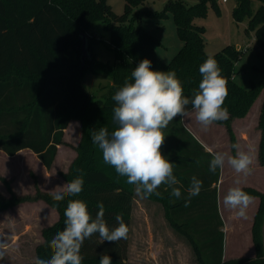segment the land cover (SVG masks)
<instances>
[{"label":"trees","instance_id":"trees-1","mask_svg":"<svg viewBox=\"0 0 264 264\" xmlns=\"http://www.w3.org/2000/svg\"><path fill=\"white\" fill-rule=\"evenodd\" d=\"M207 1L187 5L184 0H170L166 5L163 17L168 12L172 14L183 45L169 62H164L157 53L160 40L142 28L127 24L144 0H126V10L121 16L107 0H0V151L10 157L31 151L50 170L59 147L68 145L64 134L70 121L77 118L83 129L81 143L77 147L68 145L77 156L69 171L61 174L67 183L83 177V191L78 196L65 195L63 201H54L50 193L7 196L0 191V212L22 203L42 201L58 213V222L44 230V242L36 248L37 257L51 258L50 241L66 226L64 213L68 201L80 199L87 203L93 218L99 211L98 203L103 202L108 226H118L115 216L120 214L129 228L127 239L116 243L102 242L98 233L86 239L81 248L82 264H100V254L105 252L112 264H126L135 185L128 184L126 177L103 161L102 150L93 143L91 134L103 127L109 133L117 128L113 112L116 102L112 97L126 80L133 82L131 72L141 60H151L153 70L175 71L184 95L193 98L202 80L199 66L212 56L227 80L228 96L223 106L228 109L229 118L223 124L233 138L231 120L247 115L264 83L246 89L238 82L244 75L243 69H237L241 50L228 46L215 55L206 52L204 30L195 23V18L207 12ZM254 1L260 3L256 11ZM213 6L219 10L215 3ZM232 16L237 24L248 21L246 33H255L258 48L264 51V0H236ZM98 23L108 33L114 63L96 61L87 36L91 58L83 65L81 46L80 64L72 66L74 50L80 42L83 45L82 35L90 33L96 37L93 30ZM87 71L108 74L112 85L102 95L89 94L82 81ZM259 126L263 132L259 159L264 165V103ZM163 131L166 138L161 151L175 163L173 174L180 180L175 187L181 188L182 195L179 199L171 196V189L162 184L157 189L160 195L148 198L163 204L167 221L187 239L198 264H264L261 235L264 194L244 190L261 198L253 227L255 259L225 261L224 223L218 209L217 187H213L218 182V169L215 173L209 171L212 155L183 127L179 117ZM193 176L202 181V189L199 195L189 198L187 190ZM7 187L10 190L8 182Z\"/></svg>","mask_w":264,"mask_h":264},{"label":"rangeland","instance_id":"rangeland-1","mask_svg":"<svg viewBox=\"0 0 264 264\" xmlns=\"http://www.w3.org/2000/svg\"><path fill=\"white\" fill-rule=\"evenodd\" d=\"M184 1L187 5H195L199 2V0ZM169 2L170 0H144V4L136 7L133 11L134 15H131L127 21L129 26L133 25L134 28H142L161 41L162 45L158 47L157 52L164 62H169L181 48V39L178 36L172 14L168 12L163 17L166 5ZM107 3L117 15L121 16L125 13L126 0H107ZM214 3L219 10L213 6ZM253 4V8L256 11L260 3L254 1ZM235 5L236 0H208L207 12L197 15L195 23L204 30L206 52L209 55H215L228 46H233L243 52L237 69H243L244 75L238 79V82L248 89L253 84L264 83V51L258 48L255 33L252 32L250 35L246 33L248 21L245 19L239 24L234 21L232 12ZM93 33L96 37L91 36L92 34L90 33L87 36L91 42V51L93 56H95V60L99 61L98 59L100 58L113 64V51L109 47L108 33L104 31L103 25L101 23L96 24ZM79 44L73 52L72 60L74 62H72V66L74 67L80 64L79 56L82 42ZM102 54H105L106 57H102ZM82 81L89 94L98 96L106 92L113 83L108 74H95L91 71L85 73ZM259 97L260 95L244 117L246 118L251 114L245 119V126L251 125V127H256L257 129L260 128L259 122L263 101ZM233 120L230 123L233 138L228 133L231 147L233 144H237V136L233 130ZM218 123L226 127L223 121H218ZM239 127H243L242 124ZM82 131L80 120L73 118L65 131V142L68 145L77 147L82 141ZM241 132H245L246 136L244 137L250 139L251 135H249L248 129ZM252 137L256 138L254 134ZM68 145L61 146L60 151H58V158H56L50 170H47L31 151L24 150L13 157L0 152V191L7 196L12 193L17 196H36L39 193L53 194V192L63 191L62 186L67 182L61 174L69 171L76 154L75 149ZM220 146L225 147V144L220 142ZM245 147L247 145L242 144V149ZM232 149L235 155L236 149ZM258 176L262 178L261 180H264V177L260 176L259 173ZM7 182L11 187L10 190L7 187ZM228 187V184L223 187L225 194ZM226 188L227 190L225 191ZM136 197L139 198L137 199L138 204L141 205L143 198L138 194ZM148 208L150 207H145L147 212L150 211ZM225 213L231 217L233 224L239 225L242 232L245 231L243 239L238 244L239 250H243V253L245 252L247 255H252L253 250L248 236L249 233L247 232L253 217L252 204L247 209L246 217H239L235 210L228 207H225ZM157 214V211L151 214L147 213L150 225L159 223L160 218H158ZM58 220V213L42 201L22 203L13 209L0 212V238H3L8 245L3 259H0V264L34 263V259L37 258L36 248L44 242V230L53 227ZM142 221L143 216L135 212L133 239L131 248L128 250L126 264H198L192 247L188 242L182 240L183 242L179 243L173 239L167 240L166 243L161 241L154 242L149 234H145L142 231ZM233 234H236V232ZM139 237H143V239H139ZM234 244L233 240L231 249L235 247ZM255 257L246 256L240 259H255Z\"/></svg>","mask_w":264,"mask_h":264},{"label":"clouds","instance_id":"clouds-1","mask_svg":"<svg viewBox=\"0 0 264 264\" xmlns=\"http://www.w3.org/2000/svg\"><path fill=\"white\" fill-rule=\"evenodd\" d=\"M152 61L141 60L132 72L133 82L126 80L114 94L116 102L113 109L117 128L109 133L106 127L93 131L91 139L102 150L103 161L112 166L117 174L127 178V183L135 185V191L142 198L160 193L159 186L167 185L171 196L181 198V188L175 187L180 180L173 174L175 163L162 154L165 142L164 129L174 118L195 114L196 121L205 129L216 121H225L229 112L224 107L228 96L227 80L221 75L218 62L212 57L199 66L202 80L193 98L184 95V88L175 71L153 70ZM191 105V111H189ZM236 155L208 149L212 155L209 171L215 173L225 165L244 177L253 172V157L250 153L233 144ZM200 163L199 160L196 161ZM230 187L223 197V204L236 211L239 217H246L247 209L255 199L239 186ZM84 179L78 176L66 183L61 192H53L54 201H63L65 195L78 196L83 191ZM202 181L195 176L188 188L189 198L200 194ZM185 206H188L186 203ZM99 211L95 218L88 210L87 203L80 199L69 200L65 210V228L50 241L52 255L50 259H34V264H82L84 257L81 248L86 239L94 234L102 242L116 243L127 239L129 232L122 215L117 214L118 226L110 228L105 220L103 202L98 203ZM8 248L6 241L0 238V259ZM100 264H112L111 257L105 252L100 254Z\"/></svg>","mask_w":264,"mask_h":264},{"label":"crops","instance_id":"crops-1","mask_svg":"<svg viewBox=\"0 0 264 264\" xmlns=\"http://www.w3.org/2000/svg\"><path fill=\"white\" fill-rule=\"evenodd\" d=\"M161 42V41H160ZM162 45V44H161ZM183 43H180V47H182ZM112 49V48H111ZM181 49V48H180ZM239 50V49H237ZM113 51V49H112ZM158 53V52H157ZM114 55V54H113ZM159 56V53H158ZM102 57H106L105 54H102ZM160 58V56H159ZM161 59V58H160ZM100 62H107L105 60L98 59ZM162 60V59H161ZM114 62V60H113ZM87 83V82H85ZM262 98V101L264 103V90H262L260 97ZM191 111V110H190ZM262 111V109H261ZM260 113V111H259ZM261 114V113H260ZM259 114V115H260ZM251 115V114H250ZM250 115H248L246 118H248ZM235 119L233 120V130L237 136V144L240 146V149L250 153V155L253 157V172L250 176L244 177L242 175H238L234 172L231 167L225 165L223 169L218 168V182L217 184H214L213 187H217V201H218V209L219 213L222 217L223 223H224V233H225V241H224V260H232V259H240L247 257H255L256 251H255V245L253 240V227L255 224V218L257 215V212L261 205V198L259 196H253L255 199L251 203L253 206V217L250 221L249 228L247 232L249 233V240L251 243V248L253 250L252 255H247L245 252L243 253V250H239V242H241V239H243L245 231H241V228L239 225L233 224V221L230 216L226 215L225 213V206L223 204V197L225 195L224 186L226 187L227 184L229 185L228 189L236 185V181L239 180L240 184L239 186L242 187L243 190L248 189L251 191H255L261 194H264V180H261L259 176L257 177L258 173L260 176L264 177V165L261 164L259 159V153H260V145L261 140L263 136L262 129H257L256 127H251V125L245 126V119ZM258 121V117H257ZM181 123L183 127L198 141V143L205 149L207 153L208 149H212L213 152L220 151V152H226L229 155L235 156L234 151L232 150V147L229 145V135L227 132V129L224 125L218 123V121L214 122L212 125H210L207 130H205L195 119V114L193 113L191 116L185 117L183 120H181ZM260 123V122H259ZM242 124L243 127H239V125ZM251 127V128H247ZM249 130V135H251L250 139L246 136L245 132ZM240 131V132H239ZM241 133V134H240ZM253 134L256 138H253ZM246 138V139H245ZM220 142L225 144V147L220 146ZM242 144L247 145L244 149H242ZM255 145V146H253ZM78 146V145H77ZM61 146L59 147L60 151ZM1 152V151H0ZM5 154L4 152H1ZM59 153V152H58ZM75 153V152H74ZM210 154V153H209ZM211 155V154H210ZM77 153L74 155V159L76 158ZM58 158V155H57ZM227 188L225 189V191ZM136 191H135V199H134V206L131 216V233H130V239H129V249L131 248V241L133 239V233H134V215L135 212L137 214H141L143 216L142 221V231L145 234H149L154 242H167L169 239H173L179 243H182V240H185V242H188L187 239H185L183 236H181L179 233H177L169 224V222L166 219V210L165 207L161 202L151 200L149 198H143L141 205L138 204L139 198L136 197ZM146 206H149L148 208L150 211H146ZM154 208V209H151ZM137 210V211H136ZM154 211H157V215L159 216V223L158 224H151L148 221L147 213H154ZM236 234H233L235 233ZM261 235L264 243V220L262 222L261 226ZM233 234V235H232ZM139 239H143V237H139ZM233 240L235 242V247L231 249ZM189 243V242H188Z\"/></svg>","mask_w":264,"mask_h":264},{"label":"water","instance_id":"water-1","mask_svg":"<svg viewBox=\"0 0 264 264\" xmlns=\"http://www.w3.org/2000/svg\"><path fill=\"white\" fill-rule=\"evenodd\" d=\"M82 39H83V45H82L81 60L84 65L86 60L91 58V54L89 51V43H88L87 35L85 34L82 35Z\"/></svg>","mask_w":264,"mask_h":264}]
</instances>
